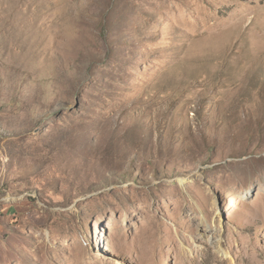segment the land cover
Returning a JSON list of instances; mask_svg holds the SVG:
<instances>
[{"label":"rangeland","instance_id":"rangeland-1","mask_svg":"<svg viewBox=\"0 0 264 264\" xmlns=\"http://www.w3.org/2000/svg\"><path fill=\"white\" fill-rule=\"evenodd\" d=\"M0 264H264V0H0Z\"/></svg>","mask_w":264,"mask_h":264},{"label":"bare ground","instance_id":"bare-ground-1","mask_svg":"<svg viewBox=\"0 0 264 264\" xmlns=\"http://www.w3.org/2000/svg\"><path fill=\"white\" fill-rule=\"evenodd\" d=\"M217 233V232H216ZM220 235H219V234ZM218 235H216L215 236V243L217 244V246H218V248H219V250L221 251V252H223L224 254H226V252H224V250H223V245H222V241H221V232H219L218 231Z\"/></svg>","mask_w":264,"mask_h":264}]
</instances>
